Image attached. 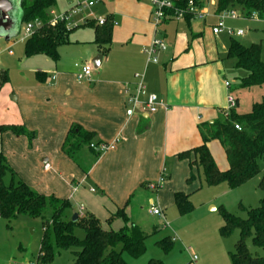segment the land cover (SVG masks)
<instances>
[{
    "label": "crops",
    "instance_id": "crops-1",
    "mask_svg": "<svg viewBox=\"0 0 264 264\" xmlns=\"http://www.w3.org/2000/svg\"><path fill=\"white\" fill-rule=\"evenodd\" d=\"M100 3L103 4L101 16L90 12L78 24L68 21V28L73 29L69 44L58 48L53 72L37 70L34 82L16 87L7 78L8 84L0 89V104H4L0 126L23 125L34 134V139L29 144L24 136L4 132L0 134V141L4 144L2 153L8 165L24 183L35 182L34 178L57 180L59 187L52 190L57 196L50 195L76 202L78 190L87 186L91 193H98L97 201L106 206L110 216L118 208L128 206L139 191L156 192L151 186L158 183L162 172L167 179L166 189L173 194L182 192L176 190L182 189L181 182L190 172L187 161L177 159V155L201 145L197 126L213 123L225 109L228 93L236 95L230 84L225 87L223 71L228 59L223 56L228 48L218 37L224 33L214 35L213 27L206 28L205 12H201L205 15L202 21L184 18L187 28H163L162 36L157 37L159 30L150 23L151 9L147 2L105 0ZM53 9L49 14L53 15ZM216 15L214 12L213 18ZM98 19L108 20L111 26L110 45L105 55L93 43L94 28L84 26L86 22L97 26ZM87 29L93 37L70 40L73 33ZM154 38L163 40L166 50L157 54V63L148 64L144 51ZM97 57L101 60L95 67L93 61ZM76 64L92 66L89 82L76 80ZM230 66L234 69V61ZM53 76L55 81L51 82ZM139 82L161 104L153 114L128 104ZM234 85L237 88L238 83ZM257 89L261 90L249 91ZM3 90L14 95L12 102L3 101ZM259 96L264 99V93ZM74 126L90 134L92 143H113L114 148L99 155L80 148L70 158L62 147ZM215 142L207 145L212 158L218 153ZM67 183L68 195L57 192ZM68 214L71 218L73 214L82 216L84 210L76 213L72 209Z\"/></svg>",
    "mask_w": 264,
    "mask_h": 264
},
{
    "label": "trees",
    "instance_id": "trees-1",
    "mask_svg": "<svg viewBox=\"0 0 264 264\" xmlns=\"http://www.w3.org/2000/svg\"><path fill=\"white\" fill-rule=\"evenodd\" d=\"M188 0H175V7L185 8ZM207 0H193L200 7ZM215 13L235 11L245 20L256 18L264 20V0H215ZM19 9V24H27L34 20L40 21V26L25 39L23 53L25 57L42 55L52 62L58 60V48L69 44L68 38L73 29L68 28L64 21L54 24L49 22V11L54 7L55 0H16ZM191 16H185V20ZM86 27L94 28V41L101 55L109 49L111 26L108 20L103 25L95 26L93 22H86ZM226 59L234 61V69L243 72L237 80L238 90H252L264 87V62L261 60L260 44L244 46L235 40H230ZM40 74L37 73L36 77ZM7 82L6 73L0 74V88ZM232 95V94H231ZM233 96V95H232ZM234 97V96H233ZM235 106L224 117L221 114L213 123H203L197 126L201 138V145L177 155V159L186 160L189 168L187 183L193 179V169L201 168L204 183L215 186L222 182L228 188L235 189L252 179L259 173L258 160L264 157V99L253 103L246 114H237L238 100ZM223 113V112H222ZM238 126L240 130L234 127ZM11 132L15 136H24L29 144L34 139V134L28 132L23 125H1L0 134ZM218 141L223 148L228 169L220 172L209 150L208 143ZM92 136L78 127H71L62 147L63 151L73 158L74 154L83 145L89 151L95 152L90 145ZM98 154V153H97ZM99 155V154H98ZM9 174L13 178L15 173L8 165L5 157L0 152V216L12 221L19 217L40 219L42 237L40 241L37 264H50L60 251L71 250L73 264H126L122 253L133 259L141 257L145 251V241L150 233H155L153 228L150 233L144 232L139 226L130 222L125 215V207L118 208L109 216L121 220L123 226L114 231L111 228L103 229L100 221L92 214L84 213L77 216L75 221L66 218V211L71 209L67 200L58 199L53 195L39 194L20 180L5 185L4 177ZM259 189L264 193V174L259 180ZM174 205L180 215L191 212L192 206L189 196L183 192L173 194ZM49 215L46 218V215ZM223 221L219 229L221 237L231 235L238 231L239 240L234 251L230 254L231 264H264V256H252L245 241L250 239L254 248L264 250V198L259 201L255 209L246 210V218L241 219L220 208ZM68 217H70L68 215ZM83 231L84 236L78 239L75 230ZM156 245L165 253L169 252L173 239L166 237ZM148 264H163L157 260H150Z\"/></svg>",
    "mask_w": 264,
    "mask_h": 264
},
{
    "label": "rangeland",
    "instance_id": "rangeland-1",
    "mask_svg": "<svg viewBox=\"0 0 264 264\" xmlns=\"http://www.w3.org/2000/svg\"><path fill=\"white\" fill-rule=\"evenodd\" d=\"M142 1L147 2L151 9L150 23H152L154 10L148 0ZM12 3L14 9L11 16L15 23L13 29L15 34L8 42L0 37V74L3 72L7 73L9 83L12 87H16L24 83L34 82L37 70L45 69L48 72H53V62L40 55L31 57L23 55V38L26 36L24 32L26 24H19V9L16 5V0H12ZM192 3L193 6H197L193 0ZM200 6L202 8L199 9V12H205L207 15L205 20L206 28L210 29L211 27L218 26L219 21L213 18V13L216 10V1L207 0L200 4ZM102 8V3H96L90 9L81 7L79 9L76 4L71 3L69 0H55L53 15L55 17H67L68 21L70 20L78 24L90 12L94 16H101ZM194 20L196 22L202 21L197 17ZM66 23L68 25V22ZM165 23L168 24L165 25ZM151 25L154 26L153 23ZM177 26L179 29L187 28L185 20L180 19L178 23L174 20L164 21L157 29L159 31L167 27L175 29ZM223 27L224 29L240 30L243 32V36L241 37H230L226 33L218 35L227 48L230 40H235L244 46L260 44L261 60L264 62V20H245L240 16L235 20L227 18L223 21ZM159 31L157 37H161V34H163L162 31ZM90 37H93V33L87 29L82 32L73 33L70 36V40ZM8 47H10V52L7 51ZM231 63L233 61L229 59L224 65V71L222 70L224 79L231 85V91L238 98L239 106L235 109V112L237 114L241 113V115L246 114L250 111L252 103L261 101L259 95L264 93V87L261 90L257 89L253 92L240 91L235 88L234 84L237 83V79L243 75V72L232 69ZM7 84H4L1 88H4ZM46 87L49 86L46 85ZM2 94L4 102H12V96L14 95L10 92L5 94L4 90ZM3 107L4 104H0V113ZM2 115L0 114V117ZM215 144L217 145L218 153H215L213 158L219 171L225 172L228 169V165L223 148L219 142L216 141ZM3 148L4 144L0 141L1 153ZM81 148L84 151L88 150L85 145ZM258 168L259 173L255 177L235 189L228 188L224 182L208 187L204 183L202 169L194 168L192 171L194 179L190 183H187V179L189 178L188 173L186 180L181 182L182 185L180 187L182 189L176 190L188 195L192 206L191 212L183 216L178 213L174 205L173 193H170L166 189V178H164L163 182L159 183V187L156 189L157 194L150 189L139 191L130 199V203L125 211L126 215L130 219V222L139 225L144 232L150 233L151 228H154L155 233H150L146 239L144 245L145 251L141 257L133 259L126 253H122L124 262L126 264H148L150 260H157L163 264H231L230 254L234 251L235 244L239 240V233L238 231H233L228 237L223 238L220 236L219 229L223 224L220 208L225 209L235 217L245 219L246 210L258 207L259 201L264 198V193H262L258 186L259 180L262 174H264V157L258 160ZM34 179L35 182L28 181L24 183L18 175L15 174L13 178L7 174L3 182L5 185H9L11 182L16 183L17 180H20L39 194H54V196H57L56 192L52 191L56 190V187H59L57 180ZM174 179L176 183V175ZM60 189L57 192L66 195L70 191L68 183L62 185L61 192ZM97 195L98 193H91L89 187H81L77 193V202L74 199L67 200L71 205L70 210L75 209L77 213L79 209H82L84 213L92 214L95 218H98L103 228H111L115 231L119 230L123 226L122 221L118 219L108 220L109 216L105 211L106 206L101 205L97 201ZM155 204L162 209L163 218L148 214L151 205ZM69 211L65 213L67 219H71V217H68ZM48 217L49 215L47 214L46 218ZM164 222L167 224V227H164ZM75 235L78 239H82L84 233L82 230L76 229ZM41 237L42 225L40 219L19 217L9 222L0 216V264H37ZM166 237L173 239V245L167 253L163 252L156 245L158 241ZM245 244L252 256H264V250L254 248L250 239H247ZM50 264H73L71 250L60 251Z\"/></svg>",
    "mask_w": 264,
    "mask_h": 264
},
{
    "label": "built area",
    "instance_id": "built-area-1",
    "mask_svg": "<svg viewBox=\"0 0 264 264\" xmlns=\"http://www.w3.org/2000/svg\"><path fill=\"white\" fill-rule=\"evenodd\" d=\"M71 3L76 4V6L80 9L92 8L96 3H100L102 0H69ZM153 8L152 15V23L154 27H158L164 21L174 20L179 21L180 19H184L185 16L189 15L191 18H205V15L199 12V7L193 6L192 0L187 1V5L185 8L175 7V0H148ZM241 17L239 13L235 11H224L216 15V19L219 21L218 26L212 28V33L214 35H218L221 33H226L230 37H241L243 36L242 31H233L224 29L223 21L227 18L237 19ZM49 22L54 24L57 21L68 22L67 17H55L54 15L49 14ZM256 19V18H253ZM106 19H98L97 24L103 25ZM67 24V23H66ZM111 24L116 25L115 22H111ZM39 20H34L25 25L24 32L26 34L25 38H28L35 29L40 26ZM68 26V25H67ZM166 50V45L163 40L154 38L150 45L145 49L144 53L146 55L147 63H157V54L160 52H164ZM10 52V51H9ZM75 68L77 69L76 80L78 82H89L91 79L92 66L89 64H76ZM135 78H139L138 75H135ZM55 81V77H51V82ZM225 87H229V83L225 82ZM128 104L133 107H141L148 114H153L157 111V109L161 106L156 95L148 93L144 84L139 82L135 85L133 93L128 98ZM235 106L234 97L228 93L226 97V107L223 110V115L226 117L230 110ZM236 130H240L238 126L234 127ZM90 148L94 149L98 154H103L107 151H110L114 148V144H98L96 146L90 145ZM48 165L44 166V169H47ZM165 178L164 172L161 173L158 183L152 185V189H157L159 187V183L163 182ZM149 214L153 216H157L159 218H163L162 211L155 205H151L149 209ZM165 223V222H164ZM164 227H167V224H164ZM195 259V257H194Z\"/></svg>",
    "mask_w": 264,
    "mask_h": 264
},
{
    "label": "water",
    "instance_id": "water-1",
    "mask_svg": "<svg viewBox=\"0 0 264 264\" xmlns=\"http://www.w3.org/2000/svg\"><path fill=\"white\" fill-rule=\"evenodd\" d=\"M13 9L14 5L12 0H0V37H2L5 41L10 40V38L15 34L13 30L15 23L11 16ZM100 60L101 57H97L96 60L93 61L95 67H98ZM76 218L77 215L74 214L71 220L75 221Z\"/></svg>",
    "mask_w": 264,
    "mask_h": 264
}]
</instances>
